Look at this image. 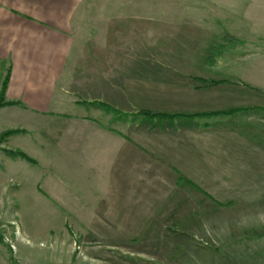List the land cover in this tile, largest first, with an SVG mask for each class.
<instances>
[{
	"label": "crops",
	"instance_id": "crops-1",
	"mask_svg": "<svg viewBox=\"0 0 264 264\" xmlns=\"http://www.w3.org/2000/svg\"><path fill=\"white\" fill-rule=\"evenodd\" d=\"M82 1L0 0V75L9 74L7 101L24 106L7 112L32 116L24 142L40 144L38 154L75 162L74 200L97 194L90 199L112 224L162 225L178 217L172 210L193 219L210 201L243 203L225 194L258 192L264 36L256 12ZM33 129L41 132L28 135Z\"/></svg>",
	"mask_w": 264,
	"mask_h": 264
},
{
	"label": "rangeland",
	"instance_id": "rangeland-1",
	"mask_svg": "<svg viewBox=\"0 0 264 264\" xmlns=\"http://www.w3.org/2000/svg\"><path fill=\"white\" fill-rule=\"evenodd\" d=\"M114 7L253 9V20L263 32L259 36H264V0H83L81 4V8ZM73 21L72 36L77 40V10ZM7 74L6 70L0 75V92ZM4 102L16 104L0 107V264H264V186L259 185L258 192L225 194L243 203L228 207L221 201L217 207L210 201L209 208L193 210V219L180 217L189 210H172L178 217L168 224H112L106 208L90 199L97 194L82 193L87 199L74 200L75 162L62 161L58 154L54 158L38 154L40 144L24 142L27 132L22 125L26 127L32 116L11 117L10 108L24 106L7 101L6 91ZM11 131L17 133L5 135ZM37 131L41 129L28 135ZM15 152L29 160L10 155Z\"/></svg>",
	"mask_w": 264,
	"mask_h": 264
},
{
	"label": "trees",
	"instance_id": "trees-1",
	"mask_svg": "<svg viewBox=\"0 0 264 264\" xmlns=\"http://www.w3.org/2000/svg\"><path fill=\"white\" fill-rule=\"evenodd\" d=\"M8 80H9V75L7 74L4 81H3V84H2V87H1V92H0V107L2 106H7V105H12L13 103H8V102H4V99H5V91H6V87H7V84H8ZM16 104V103H14ZM13 104V105H14ZM212 115H218L217 113H214V114H210L209 116H212ZM17 132H14V131H11V132H7L5 135H13ZM10 155H17L19 156L20 158H23L25 160H29V158L27 156H25L24 154L20 153V152H15V153H10Z\"/></svg>",
	"mask_w": 264,
	"mask_h": 264
}]
</instances>
